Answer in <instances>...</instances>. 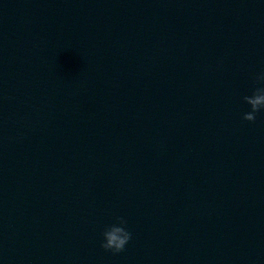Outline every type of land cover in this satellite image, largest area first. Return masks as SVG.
I'll return each instance as SVG.
<instances>
[{
  "label": "water",
  "instance_id": "obj_1",
  "mask_svg": "<svg viewBox=\"0 0 264 264\" xmlns=\"http://www.w3.org/2000/svg\"><path fill=\"white\" fill-rule=\"evenodd\" d=\"M262 72L264 0H0V264H264Z\"/></svg>",
  "mask_w": 264,
  "mask_h": 264
},
{
  "label": "clouds",
  "instance_id": "obj_2",
  "mask_svg": "<svg viewBox=\"0 0 264 264\" xmlns=\"http://www.w3.org/2000/svg\"><path fill=\"white\" fill-rule=\"evenodd\" d=\"M256 82L262 85L257 87L251 96H245L244 102L248 104L251 111L243 116L248 122H255L256 114L264 110V72L256 77ZM127 221L123 217H118L116 223L106 228L103 232L104 243L101 247L105 251L113 254L122 252L131 239V233L126 229Z\"/></svg>",
  "mask_w": 264,
  "mask_h": 264
}]
</instances>
